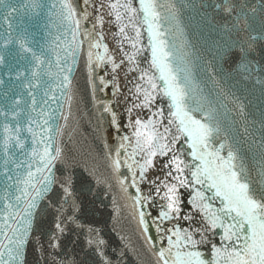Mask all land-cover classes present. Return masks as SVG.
<instances>
[{
    "label": "water",
    "instance_id": "obj_1",
    "mask_svg": "<svg viewBox=\"0 0 264 264\" xmlns=\"http://www.w3.org/2000/svg\"><path fill=\"white\" fill-rule=\"evenodd\" d=\"M37 2L40 6L35 8L33 0L0 2V56H3L0 62V241L7 243L3 236L8 231L4 221L5 204H15V196L20 195L18 188L24 187L17 179L24 178L29 163L35 171L38 161L33 160L31 151L33 147L42 151L44 144L40 141L46 135L52 138L53 149L61 148V158L52 172L60 179L71 177L73 196L70 202L74 200V206L65 204L64 211H57L63 196L58 185L39 201L24 247L23 264H105V261L107 264H162L157 253L168 249L169 229L179 228L194 234L197 240L202 238L196 233L203 231L207 217L197 204L210 205L211 211L221 215L225 223L230 222V217L220 211L224 200L207 182L178 187L180 213L176 218H160V213L167 210V201L162 199L163 184L176 183L173 179L178 175L175 167H164L169 162L153 158V167L140 177L144 154L133 156V151L120 148L124 142L118 125L112 123L113 110L104 111L105 106L111 107L110 89L100 83L101 77L105 81L102 65L95 67L94 64L89 69L88 41L77 51L73 63L69 56L72 27L62 17L63 0ZM70 2L78 13H89L88 20H81L80 32L92 29L88 5H83L81 0ZM159 2L167 3L168 0ZM171 2L175 5L172 10L175 18L165 22V27L169 28V43L182 57L197 96L216 110L220 139L238 150L237 166L243 164L252 188L264 187V39H259L264 35V0H231L234 8L230 14L216 7L223 0ZM134 3L139 9V0ZM139 23L150 62L149 36L142 16ZM250 36L257 37L251 48L248 47ZM9 38L12 42L5 46ZM18 38H23L38 55L43 52L44 63L39 69L35 68L30 55L23 54L21 58ZM76 39L79 41L83 37L77 35ZM91 50L95 61V53L99 51ZM61 67L64 72L60 71ZM34 70L41 73L38 79L32 77ZM64 75L69 76L70 84L62 82ZM155 75L158 77V73ZM156 83L167 126L171 118V100L162 93L163 82L157 78ZM5 125L13 132L19 127L22 148L13 138L5 150ZM29 127L35 137L28 131ZM172 132H176L174 125ZM117 151L121 161L119 173L112 167ZM172 152L188 165L184 175L191 181V170L199 161L189 154L188 141L183 135L172 145ZM222 154L226 155V150ZM168 172H172V176H168ZM133 173H136L139 192L132 186ZM120 179L125 180L123 186ZM197 190L203 193L204 199L192 203ZM6 196L10 198L4 199ZM136 197L142 198L141 203L135 202ZM141 211L148 225L146 232L139 224ZM57 222L61 223L63 232L56 229ZM203 235L211 243H201L194 250L202 253L206 264H212L215 254L211 244L218 248L226 246L221 240L223 229H208ZM98 241L103 243L98 245ZM237 245L238 250H242L243 241H237L233 247ZM175 252L173 247V256ZM216 259L224 264L222 257Z\"/></svg>",
    "mask_w": 264,
    "mask_h": 264
},
{
    "label": "snow or ice",
    "instance_id": "obj_2",
    "mask_svg": "<svg viewBox=\"0 0 264 264\" xmlns=\"http://www.w3.org/2000/svg\"><path fill=\"white\" fill-rule=\"evenodd\" d=\"M81 3L89 5L90 0H81ZM39 6L37 0H33L32 7ZM92 6L94 11L99 13V9H103L105 4L101 0L99 9L96 8L95 4ZM107 7L109 9L107 15H114L115 21L120 24L119 33L124 39L130 40L131 48L133 49L131 53L124 52L120 63H116L112 56H107V62L111 63L114 73L125 62V59L129 64L137 62V56L141 51L137 47L141 37L137 22L141 20V16L142 22L147 25L151 52L150 68L154 69L155 73H158V77L155 73L150 74L149 70H140L139 79L145 81L146 86L139 83L136 85V96L137 99L141 100V103L134 104L133 107L151 106L155 100L154 93L158 90L157 78L163 82V95L171 100L169 106V116L171 118L168 119L167 126H164L163 133L158 130L154 120H149L145 123L137 118L133 122L135 139L133 156L140 153L144 154L143 164L140 165V177L143 178L147 169L153 167V158L157 155L168 156L172 152V145L179 140L180 135L187 139L188 148L190 149L189 154L193 160L199 161V164L193 166L194 170H191V181L184 175L185 168L188 165L179 156L173 154L169 163L164 165V167L174 166L178 175L173 177L176 183L165 182L163 184L165 191L162 199L167 201V210L160 213V218H176L180 213L178 187H187L189 183L203 185L205 182L209 184V187L216 190L217 196L222 197L225 204L220 211L230 217V222L225 223L221 215L211 211L210 205L197 204V208L204 210L207 217L203 231L196 233L201 235L202 238L197 240L194 238V234L188 231L182 232L179 228L175 230L169 229L168 231L171 232L167 239L169 247L158 251L159 261L162 264H206L205 259L202 258V253L194 249L201 243H211L203 235V232L208 229L222 228L223 235L221 240L225 242L226 246L218 248L215 244H211L212 252L215 254L212 264H220L216 257H222L224 264H264V187L252 188L243 164L239 167L237 166L236 162L240 159L238 150L234 149L233 145L226 143L225 140L220 139L221 127L216 116V110L210 105H206L204 98L197 96L191 75L187 68L183 66L182 57L176 54L174 45L170 44L167 39L169 28L165 27V22L175 18V14L172 11L175 7L174 3L171 0H168L167 3H160L159 0H139V9H137L133 5V0H123V3L121 0H109ZM216 7L229 14L234 8L231 0H223ZM61 14L63 19L69 22L72 27L73 39L69 43V56L73 58V63L75 62L77 51L80 50L85 41H88L87 63L89 69L91 70L94 64L95 67H99L105 62L106 57L96 52L94 61V54L91 49L103 47L104 54L109 52L108 45L101 44L104 37L98 31V25L102 27L104 23L103 16L98 14L97 21L93 24L92 29H84L81 33V20H88L89 18L87 11L78 13L77 8L73 6L70 0H63ZM125 17L128 19L127 24L124 23ZM129 27L135 32V38L128 35L126 29ZM77 35H81L83 39L78 41L76 39ZM259 39H264V35H261ZM256 40L257 37L250 36L248 47L251 48L252 43ZM11 42L12 40L9 38L5 41V46ZM18 45L22 54L21 58H23V54L30 55L31 60L35 62V68L39 69L44 63L41 58L43 52L38 55L26 45L23 38H18ZM241 51H245L243 46ZM2 61L3 56H0V62ZM59 63L60 57L58 56L57 64ZM135 70L136 68L131 69V71ZM60 71L64 72L65 69L61 67ZM67 71L70 72L71 69L68 68ZM40 75L41 73L37 70L32 72L33 78L38 79ZM62 82L70 84L69 76L64 75ZM100 83L107 86L102 77L100 78ZM32 102L33 105L36 104L34 97ZM221 106L223 107L224 105L222 104ZM239 109L241 114H243L242 104L239 105ZM104 111L111 112L112 109L110 106H105ZM129 112H131V109H129ZM159 114L163 115L162 112ZM15 115H18V113H14ZM112 123L117 124V117L114 112H112ZM44 124L47 126L48 121L45 120ZM173 125L176 129L175 133L172 132ZM19 130L18 126L15 132L8 125L4 126L6 133L4 137L5 150H7V145L13 138H15L18 146L23 147V142L19 137ZM28 131L35 137L36 134L31 127L28 128ZM48 131H51L50 127H48ZM56 132L59 134L60 129L57 128ZM51 139L50 136L46 135L40 141V143L44 144L42 151L36 147L32 148L31 155L34 161H38L37 167L33 171L32 164H28L24 178L17 179V183L23 184L24 187L22 189L18 188L20 195L15 196V204H5L4 221L8 231L3 233L4 240L7 243L0 241V249H2L0 250V264H23L24 247L28 243L39 201L44 199L49 192L54 191V185H58L63 193L60 207L57 211H64L63 206L65 204H68L69 207L74 206V200L70 202V198L73 196L71 177L65 176L60 179L55 177L52 172L55 163L61 158L62 151L59 146L52 148ZM122 139L131 143L129 137H123ZM165 140L167 143L164 142ZM120 148H124V145L121 144ZM225 150L226 155H223L222 153ZM119 156L120 152L117 151L116 159L112 161V167L117 173H119L121 167ZM128 167L131 169L132 166L128 165ZM167 175L172 176V172H168ZM119 183L123 186L125 180L120 179ZM132 186L136 187L137 192L140 191L136 184V173H133ZM124 190L126 191L127 189ZM159 191L160 188L157 187V192L159 193ZM9 198L8 196L4 197L6 200ZM134 199L137 204L141 203V197ZM203 199V193L197 190L192 203ZM49 204L54 206L51 201ZM68 219H72V217H68ZM185 219H191V217H185ZM9 220H11V223H8ZM139 224L145 232L148 230L142 211L139 213ZM55 227L60 232L64 230L60 222H57ZM9 232L11 233L10 235ZM173 237H175V240H173ZM237 241H243L242 250H238V245L233 247ZM89 243L91 244L92 241H89ZM102 243L103 241H98V245ZM181 245H183V249ZM173 247L176 248L174 256L172 253ZM97 250L99 251V247ZM100 255L103 256V253L100 252ZM169 257H171V260ZM105 264H107V261H105Z\"/></svg>",
    "mask_w": 264,
    "mask_h": 264
},
{
    "label": "bare ground",
    "instance_id": "obj_3",
    "mask_svg": "<svg viewBox=\"0 0 264 264\" xmlns=\"http://www.w3.org/2000/svg\"><path fill=\"white\" fill-rule=\"evenodd\" d=\"M100 2L101 0H90L88 7L92 24L96 23L98 14L103 16L104 23L102 27L98 25V31H100L104 37L101 44H107L109 52L104 54L103 47L99 48L98 51L106 57L105 62L101 64L105 83L107 88L110 89L111 95L113 94L110 99V102H112L111 108L116 114L117 125L121 136L122 138L129 137L131 140V143L128 140H123L124 148L133 151L135 148L133 122L135 119L139 118L145 123L149 120H154L161 133H163L164 126L166 125L163 115L161 116L159 114L162 112V109L157 92L154 93L155 100L152 102L150 107H133L134 104L141 103V100L137 99L136 96V85L138 83L145 85V81H141L139 79V76L141 75L140 70L146 69L149 70L150 74L152 73L139 21L137 22V27L140 29L141 37L137 47L138 49H141V51L137 56V62L135 64H129L125 59V62L121 64L120 68L114 73L112 71L111 63L107 62V56H112L116 63H120L124 52L131 53L133 49L131 48L130 40L124 39V37L119 33L120 24L115 21L114 15H107V12L109 11L107 7L109 0H103V3L105 4L103 9H99ZM121 2L123 3V0H121ZM93 4H95L96 8L99 9V13L94 11L92 6ZM133 5L135 6L134 0ZM124 23H128L127 17H125ZM126 31L130 37L135 38V32L131 27L127 28ZM133 68H136V70L131 71ZM117 99L118 102L115 103L114 101ZM129 109H131V112H129ZM164 142L167 143L166 140ZM172 155L173 152H170L168 156L157 155L155 158L169 162Z\"/></svg>",
    "mask_w": 264,
    "mask_h": 264
},
{
    "label": "rangeland",
    "instance_id": "obj_4",
    "mask_svg": "<svg viewBox=\"0 0 264 264\" xmlns=\"http://www.w3.org/2000/svg\"><path fill=\"white\" fill-rule=\"evenodd\" d=\"M112 95H113V94H112ZM112 95H111V93H110V99H111V96H112ZM114 102L117 103V102H118V99L115 100ZM111 103H112V102H111ZM120 110H122V109H120Z\"/></svg>",
    "mask_w": 264,
    "mask_h": 264
}]
</instances>
